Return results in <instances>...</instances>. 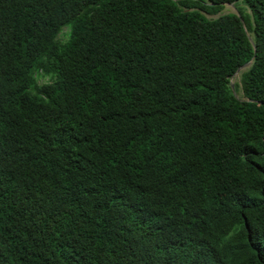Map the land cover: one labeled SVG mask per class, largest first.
<instances>
[{
	"label": "trees",
	"instance_id": "obj_1",
	"mask_svg": "<svg viewBox=\"0 0 264 264\" xmlns=\"http://www.w3.org/2000/svg\"><path fill=\"white\" fill-rule=\"evenodd\" d=\"M0 264H264V0H0Z\"/></svg>",
	"mask_w": 264,
	"mask_h": 264
},
{
	"label": "rangeland",
	"instance_id": "obj_2",
	"mask_svg": "<svg viewBox=\"0 0 264 264\" xmlns=\"http://www.w3.org/2000/svg\"><path fill=\"white\" fill-rule=\"evenodd\" d=\"M228 12H237V9L234 8L232 5L230 4H225L223 9L215 14H205L207 17H215L216 15H218L219 13L220 14H223V13H228ZM237 74V73H236ZM236 74L231 78V80L234 82V85H235V82L238 83V90L235 89V86H234V89H235V93L238 97L240 98H243V91H242V88H241V82H240V75L237 77Z\"/></svg>",
	"mask_w": 264,
	"mask_h": 264
},
{
	"label": "water",
	"instance_id": "obj_3",
	"mask_svg": "<svg viewBox=\"0 0 264 264\" xmlns=\"http://www.w3.org/2000/svg\"><path fill=\"white\" fill-rule=\"evenodd\" d=\"M230 5H232L234 8H236L235 6H234V4L233 3H229ZM239 17H240V15L238 14V11L237 12H235ZM241 18V20H242V17H240ZM248 37H249V39H250V41L253 43V39H252V37L248 34ZM250 60H248V61H245L243 64H241L235 71H234V74L230 77V80H229V84H230V87H231V89H232V92H233V94L235 95L236 93H235V89H234V82L231 80V78L235 75V73H237L239 70H241V69H244V68H247L249 65H250Z\"/></svg>",
	"mask_w": 264,
	"mask_h": 264
},
{
	"label": "bare ground",
	"instance_id": "obj_4",
	"mask_svg": "<svg viewBox=\"0 0 264 264\" xmlns=\"http://www.w3.org/2000/svg\"><path fill=\"white\" fill-rule=\"evenodd\" d=\"M241 70H242V69H241ZM241 70H239V71L237 72V74L235 73L237 77L240 75ZM242 71H244V69H243Z\"/></svg>",
	"mask_w": 264,
	"mask_h": 264
}]
</instances>
